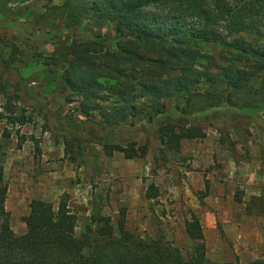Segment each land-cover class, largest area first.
Instances as JSON below:
<instances>
[{
    "label": "rangeland",
    "instance_id": "1",
    "mask_svg": "<svg viewBox=\"0 0 264 264\" xmlns=\"http://www.w3.org/2000/svg\"><path fill=\"white\" fill-rule=\"evenodd\" d=\"M61 3L54 0L52 5ZM87 33L101 34L114 47L112 23L106 19L87 18L77 25L38 0H0V36L7 43L0 54V84H7L9 94L19 95L10 104L15 115L25 116L23 123L0 120V165L8 188L5 208L13 231H25L23 217L31 199L56 207L64 198L76 214L77 235L90 225L93 212L109 215L116 226L123 208L127 229L144 239L162 234L185 253L193 241L184 225L195 213L211 261L248 264L264 259V215L250 205L264 186V111L251 116L238 110L197 115L205 137L183 139L178 152L162 149L155 124L146 119L150 102L143 97L124 108L118 96L106 94L99 100L101 109L79 125L86 117L79 111L81 98L63 80L66 65L45 64L44 59ZM200 50L216 58L220 54L216 43H203ZM4 60L11 61V69L4 67ZM260 77L264 80V72ZM199 87L203 91L206 84ZM6 102L0 91V109ZM185 107L183 93L165 102V110L174 115H182ZM101 111H117L118 124H105ZM74 137L79 141L66 156L64 141ZM130 141L146 144V154L128 159L118 151L106 153L103 147ZM18 148L28 156L23 174L15 179L4 162ZM42 154L49 164H40ZM149 184L158 190L154 198L145 196Z\"/></svg>",
    "mask_w": 264,
    "mask_h": 264
},
{
    "label": "trees",
    "instance_id": "2",
    "mask_svg": "<svg viewBox=\"0 0 264 264\" xmlns=\"http://www.w3.org/2000/svg\"><path fill=\"white\" fill-rule=\"evenodd\" d=\"M38 1L77 25L87 18L112 23L113 48L101 34L87 33L86 38L73 39L44 59L45 64L66 65L63 80L81 98L79 111L86 117L78 120L79 125L89 121V114L100 108L99 100L106 99V94L118 96L124 108L143 97L150 102L146 119L155 124L162 149L178 152L183 139L205 137L197 115L238 110L251 116L264 111L260 77L264 72V0H61L59 6L52 5L54 0ZM245 34L255 37L249 40ZM206 42L220 46L218 58L201 52ZM6 46L0 36V54ZM200 58L205 62L200 64ZM3 64L11 69V61ZM203 83L206 88L201 91ZM0 91L7 96L0 120L23 123L24 114L15 115L10 104L19 95L9 94L6 83L0 84ZM182 93L186 94L182 115L166 111L165 102ZM101 112L105 124H118L117 111ZM77 141L76 137L64 141L66 156ZM103 147L106 153L118 151L128 159L147 152L146 144L134 141L104 143ZM6 192L0 165V264H240L215 263L207 257L202 224L195 213L185 221V233L193 241L185 253L162 234L144 239L127 229L123 208L116 226L109 215L93 212L90 225L77 235L76 214L64 198L56 207L31 199L23 217L25 231L16 234L5 208ZM157 195L156 186L149 184L146 198ZM250 205L264 215V186ZM248 264H264V259Z\"/></svg>",
    "mask_w": 264,
    "mask_h": 264
},
{
    "label": "crops",
    "instance_id": "3",
    "mask_svg": "<svg viewBox=\"0 0 264 264\" xmlns=\"http://www.w3.org/2000/svg\"><path fill=\"white\" fill-rule=\"evenodd\" d=\"M28 156V153L25 152L24 148H18L15 150L14 153H10V156H7L5 160V167L6 169H12V172L15 173V179H18L23 174V161L24 157ZM40 164H49V161L47 159V155L42 154L40 158ZM20 174V176H19ZM54 178H57L58 175H54ZM7 186V185H6ZM21 186V184H20ZM8 189V188H7Z\"/></svg>",
    "mask_w": 264,
    "mask_h": 264
}]
</instances>
